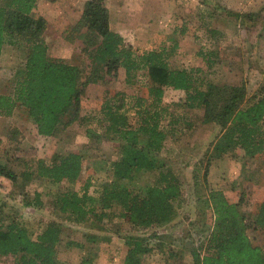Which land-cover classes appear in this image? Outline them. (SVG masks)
Returning a JSON list of instances; mask_svg holds the SVG:
<instances>
[{
	"label": "rangeland",
	"instance_id": "rangeland-1",
	"mask_svg": "<svg viewBox=\"0 0 264 264\" xmlns=\"http://www.w3.org/2000/svg\"><path fill=\"white\" fill-rule=\"evenodd\" d=\"M5 1L0 0V4ZM88 1L38 0L35 9L36 16H44L47 21L44 39L49 45V57L78 65L83 80L95 68L101 74L107 70L94 60L102 37L82 22L74 24ZM106 6L110 28L116 32L120 28L125 41L133 42L131 45L139 53L165 47L173 68L202 69L199 74L204 82L202 88L208 82L239 85L245 92L242 106L256 96L264 97V0H106ZM123 12L127 14L126 22L121 23ZM133 14L140 18L139 26L130 21ZM217 23L221 26L216 27ZM188 34L192 41L180 45V38ZM5 51L0 62V95L13 92L15 72L24 66L26 57L23 49L12 45H6ZM119 69L114 76L105 75L108 81L100 82L99 89L89 91L90 84L87 85L82 95V114L80 106L68 137L66 128L63 137H42V140L32 137L34 129L31 136L23 133V128L29 131L35 127L32 124L36 125L24 107L18 108L13 116L0 114V161L18 174L16 181L0 175L1 215L6 220L14 219L34 236L51 224L60 226L56 264H78L85 255L96 257V264H128L126 240L132 236L144 238L149 248L136 256L142 264H196L193 252L206 241L213 223L208 194L214 189L209 179L214 157L210 134L220 136L223 127L215 121H204V107L188 108L184 101H174L162 121L169 136L155 157L156 166L151 170H137L130 179L120 182L123 188L135 187L144 193L162 184L160 172L176 174L182 194L173 202L170 221L140 229L120 217L123 211L120 205L100 209L98 196L104 185L115 180L114 165L122 156L123 146V141L105 129L103 102L112 97L116 86L126 89L123 110L133 119L132 96L146 97L149 93L148 84L142 79L137 84H128L127 88L120 85ZM140 73L147 75L145 70ZM150 84L153 83L150 81ZM66 116L68 120L73 117L72 111ZM185 144L195 145L185 148ZM202 147L206 153L199 161L201 170L189 169L196 162L193 152L196 154ZM74 150L83 157L82 175L76 183L55 184L37 175L39 159L59 161L62 155ZM225 154H229L223 163L227 171L216 178L220 180L217 184L224 186V194L231 202H237L243 195L249 201V208L256 211L261 204L256 201L257 192L264 189V154L258 163L244 155L239 147ZM86 185L91 197L88 203L96 207L88 220L77 223L68 212L61 210L59 197L67 192L82 193ZM250 234L255 244L264 247V229L251 230ZM20 260L21 254L0 255V264H19Z\"/></svg>",
	"mask_w": 264,
	"mask_h": 264
},
{
	"label": "trees",
	"instance_id": "trees-1",
	"mask_svg": "<svg viewBox=\"0 0 264 264\" xmlns=\"http://www.w3.org/2000/svg\"><path fill=\"white\" fill-rule=\"evenodd\" d=\"M37 1L6 0L0 4V56L5 45L23 49L26 53L24 66L15 72L13 92L0 95L1 115H12L16 108L24 107L39 134L50 136L70 111L73 117L68 121L71 123L77 119L88 84L108 81L105 75L112 73L114 76L120 67L125 69L127 84L142 80L148 84V97L132 96L133 119L123 110V92L103 102L105 129L123 141V146L122 156L114 165L115 180L104 185L98 196L100 209L120 205L123 208L120 217L140 229L171 220L173 202L182 194L181 181L176 174L160 172L162 184L152 186L144 193L135 187L123 188L120 184L130 179L135 171L151 170L156 166L155 157L167 136L162 127L163 118L168 113V107L162 103L167 87L184 90L185 106L204 107V121H215L223 127L214 144L215 152L224 153L239 147L250 158L264 153V97L256 96L242 106L245 92L239 85L208 82L206 88H202L204 82L199 77L202 69L173 68L165 47L139 53L119 32L110 28L106 0L88 1L79 20L80 25L86 24L88 29L102 37L94 60L107 68L106 74L95 68L83 80L78 65L49 57L44 39L47 21L33 12ZM142 70L147 75L141 74ZM82 164V155L71 152L62 155L59 161L39 159L36 172L55 184H74L82 175ZM0 175L11 181L18 178V174L1 161ZM88 189L89 185H86L82 193L67 192L59 197L61 210L68 212L77 223L85 222L95 211L96 206L88 203L91 201ZM223 192L213 189L208 193L213 223L206 241L193 252L195 263L264 264V247L255 244L250 234L251 230L264 229V202L255 211L249 208V201L243 195L237 202H231ZM1 214L0 206V255L21 254L19 264H56L62 233L60 226L51 224L34 236L14 219L6 220ZM126 244L128 264H142L136 256L149 250L146 240L132 236L127 238ZM78 264H96V257L85 255Z\"/></svg>",
	"mask_w": 264,
	"mask_h": 264
},
{
	"label": "crops",
	"instance_id": "crops-1",
	"mask_svg": "<svg viewBox=\"0 0 264 264\" xmlns=\"http://www.w3.org/2000/svg\"><path fill=\"white\" fill-rule=\"evenodd\" d=\"M37 3H38V1H37ZM37 8V5H36V7L33 9V12L35 13L36 11H35V9ZM127 9V8H126ZM35 15H36V13H35ZM82 15H83V9L81 10V12H80V14H78L77 15V17H76V19H75V25L79 22V20L81 19V17H82ZM121 15H122V22L121 23H124V22H126V16H127V14H126V12H123V13H121ZM44 17V16H43ZM130 21L131 22H133L135 25H140V18L138 17V15L137 14H133V16H131L130 17ZM138 22H139V24H138ZM263 23V22H262ZM74 25V26H75ZM221 26L219 23H217L216 24V27L217 26ZM119 32H121L122 33V30L119 28V29H117ZM182 31H185V29L184 30H181V32ZM187 32V31H186ZM187 34V33H186ZM126 37V36H125ZM190 41H192V39H191V37L189 36V34L186 36V38H183V37H181L180 38V45L182 44L183 46H185V43H188V42H190ZM126 42L127 43H129V39H126ZM47 43V42H46ZM130 43L131 44H134L133 42H131L130 41ZM48 44V43H47ZM6 46V45H5ZM5 46L3 47V52H2V54H1V56H0V62H1V60L3 61L4 60V54H5ZM8 46V45H7ZM48 54H49V45H48ZM119 74L120 75H118V83L120 84V85H122V86H124V87H126L127 88V86H128V84L127 85H124L125 83H126V72H125V70L122 68V69H119ZM99 84V85H98ZM97 85L98 86H100V83H92V84H90L88 87H87V89L89 90V91H92L93 89H97L98 87H97ZM104 85V84H103ZM117 90L115 91V93L112 95V96H114L115 94H117L118 92H124L126 89H124V88H118L117 86L115 87ZM86 89V90H87ZM99 89V88H98ZM178 93V94H176V93ZM177 95V96H176ZM149 95H147L146 97H148ZM185 97H186V92L184 91V90H180V89H174V88H171V87H167V88H165V91H164V95H163V101H162V103H163V105L164 106H173L175 103H173L174 101H179V102H185ZM82 106H83V100L81 99V110H80V114H82ZM170 107L168 108V110L170 109ZM18 108H20V107H18ZM18 108H16L15 110H14V112H13V114L11 115V116H13V115H15V113H16V110L18 109ZM28 114V113H27ZM131 114H134V113H131ZM67 117V116H66ZM66 117H64L63 119H62V121L58 124V126H57V128L55 129V132H54V134H52V135H50V136H43V135H40L39 134V132H38V130H37V126L36 125H34V124H32L33 126H35V127H31L30 129H29V131H27V129L26 128H23L21 131L23 132V133H27L26 135H30V133H31V129H34L33 131L34 132H32V133H34L35 135H33L32 137L34 138V139H36V140H42L41 138L42 137H56V138H59V137H63V129H65L66 130V137H68V136H70L69 134H71L70 133V129H71V127L74 125V121H72L71 123L68 121V118H66ZM23 120V119H22ZM24 121V120H23ZM133 122H135V120H133ZM191 126H193V127H197L196 125H191ZM191 127H189L188 129H190ZM9 129V128H8ZM3 133H6L5 131H2ZM25 135V134H24ZM31 136V135H30ZM168 133H167V136H166V139H165V141H164V144H166V142H167V140H168ZM212 139V140H211ZM35 140V141H36ZM216 140H217V137H213L212 136V134H210V142H212V144L214 143L215 144V142H216ZM207 141V140H206ZM206 141H204L203 142V144L206 142ZM192 146L193 145H195V144H191ZM191 145H189V144H185L184 146H185V148H189ZM206 148H204V147H202V148H200L199 149V151H197L196 152V154H195V152H193V154L194 155H196L197 157H196V162H194V163H192L190 166H188V168L189 169H193V170H196L197 169V167H198V170L200 171L201 170V168H200V164L201 163H199V161H200V159L202 158V155H205V153H206ZM75 152H78V151H76V150H74ZM74 151H72V152H74ZM240 151H241V148H240ZM214 152V153H213ZM211 153H213L214 154V157L212 158V160H211V163H210V167H209V170H210V177H209V179H210V184H212L213 186V188L214 189H221V190H223L224 192L226 191L225 190V188H224V186L222 185V184H220V185H218L217 183H218V181H220L219 179H216L219 175H220V173L222 174V173H224L225 171H227L226 169H224L223 168V163H225V159L226 158H229V154H225V152L224 153H217V152H215L214 151V146H212V151H211ZM243 153H244V155H245V152L243 151ZM264 154V153H263ZM263 154H261V155H258V156H256V157H254V160L258 163L259 161H260V159L263 157ZM248 158H250V157H248ZM254 161H252L251 162V164L253 163ZM244 165H245V163H244ZM248 165H250V164H248ZM243 166V165H242ZM225 176V175H224ZM213 181H216L214 184H213ZM223 192V193H224ZM258 195H256V201H258V203L260 204V203H262V202H264V189H260V190H258Z\"/></svg>",
	"mask_w": 264,
	"mask_h": 264
}]
</instances>
